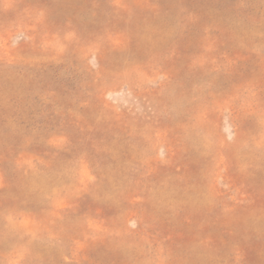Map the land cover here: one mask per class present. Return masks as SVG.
Returning <instances> with one entry per match:
<instances>
[{
    "label": "rangeland",
    "instance_id": "374dc122",
    "mask_svg": "<svg viewBox=\"0 0 264 264\" xmlns=\"http://www.w3.org/2000/svg\"><path fill=\"white\" fill-rule=\"evenodd\" d=\"M0 264H264V0H0Z\"/></svg>",
    "mask_w": 264,
    "mask_h": 264
}]
</instances>
